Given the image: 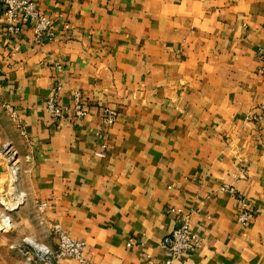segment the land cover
Returning <instances> with one entry per match:
<instances>
[{
  "label": "crops",
  "instance_id": "0c3cea01",
  "mask_svg": "<svg viewBox=\"0 0 264 264\" xmlns=\"http://www.w3.org/2000/svg\"><path fill=\"white\" fill-rule=\"evenodd\" d=\"M34 1L43 42L0 0V264H82L56 256L57 225L90 264H166L170 208L203 243L175 264H264V0ZM76 91L90 113L54 119Z\"/></svg>",
  "mask_w": 264,
  "mask_h": 264
},
{
  "label": "built area",
  "instance_id": "2783aa9c",
  "mask_svg": "<svg viewBox=\"0 0 264 264\" xmlns=\"http://www.w3.org/2000/svg\"><path fill=\"white\" fill-rule=\"evenodd\" d=\"M5 5V14L8 19V30L12 34L19 35L22 32V24L29 22L32 24L34 35L37 41L43 42L46 38L55 37L54 21L48 17L36 4L34 0H2ZM61 68V66H59ZM264 72V70H263ZM10 115L17 119L15 111L8 105ZM47 109L54 119L77 118L81 120L90 113V108L84 102L82 93L75 92L73 107H66L59 104L54 98L47 102ZM101 115L107 127L114 125L119 117L118 110L110 107H103ZM249 120L253 123L260 124L264 122V103H262L257 112L250 113ZM98 157H103L102 151L96 152ZM223 191L235 195L240 202V212L238 222L243 227H248L255 216V213L248 207L246 201L237 189L233 186L226 185ZM169 213H178L179 223L177 227L164 239L161 244L167 251L166 264H175L176 261L182 260L186 254L198 251L202 246V239L195 233L190 218L182 217L181 210L170 208ZM55 233L58 238V258L71 257L79 260L82 264H90L84 257L85 244L83 241L72 237L65 229L59 225L55 227ZM132 241H129V246Z\"/></svg>",
  "mask_w": 264,
  "mask_h": 264
},
{
  "label": "rangeland",
  "instance_id": "374dc122",
  "mask_svg": "<svg viewBox=\"0 0 264 264\" xmlns=\"http://www.w3.org/2000/svg\"><path fill=\"white\" fill-rule=\"evenodd\" d=\"M13 119H14V118H13ZM12 156H13V160H14V162H16V161H17V159H15V158H17L16 155H12ZM15 164H16V163H15ZM17 167H18V166H17ZM17 167H16L15 165L13 166V169H12V171H13V173H14L13 175H15V174L17 175V174H18V168H17ZM7 203H9V202H5V206H10V205H7ZM18 206H19V205H18ZM0 207L3 208V206H2L1 204H0ZM11 210H13V208H11ZM2 216H6V217H8L9 215L7 216V215H5V214H4V215L2 214ZM9 217H10V216H9ZM9 217H8V218H9ZM9 219H10V222H9L8 225H7L8 227H5V229H3L4 227H1L2 225H0V234H1V233H6V232H4V231H9V230L12 229L13 226H12V222H11V217H10ZM31 239H32V238H31ZM31 239H29V240H31ZM38 246H39V245H38Z\"/></svg>",
  "mask_w": 264,
  "mask_h": 264
},
{
  "label": "bare ground",
  "instance_id": "6f19581e",
  "mask_svg": "<svg viewBox=\"0 0 264 264\" xmlns=\"http://www.w3.org/2000/svg\"><path fill=\"white\" fill-rule=\"evenodd\" d=\"M12 207H14V206H12ZM4 218H5L6 224H8L10 222V219L8 217H6V216H4ZM29 241L38 246V243L34 239H31Z\"/></svg>",
  "mask_w": 264,
  "mask_h": 264
}]
</instances>
